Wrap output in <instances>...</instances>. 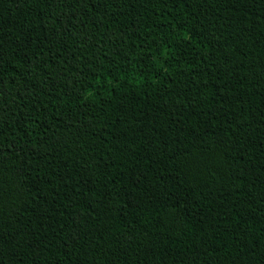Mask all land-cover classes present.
<instances>
[{
    "label": "trees",
    "instance_id": "1",
    "mask_svg": "<svg viewBox=\"0 0 264 264\" xmlns=\"http://www.w3.org/2000/svg\"><path fill=\"white\" fill-rule=\"evenodd\" d=\"M0 264H264V0H0Z\"/></svg>",
    "mask_w": 264,
    "mask_h": 264
}]
</instances>
